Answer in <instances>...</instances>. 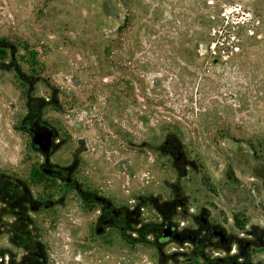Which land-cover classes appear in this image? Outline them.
<instances>
[{"label": "rangeland", "instance_id": "374dc122", "mask_svg": "<svg viewBox=\"0 0 264 264\" xmlns=\"http://www.w3.org/2000/svg\"><path fill=\"white\" fill-rule=\"evenodd\" d=\"M29 112L56 131L52 162L138 209L144 237L97 236L71 195L3 214L0 264H198L158 241L164 215L264 230V0H0V172L44 199L64 183L36 169Z\"/></svg>", "mask_w": 264, "mask_h": 264}, {"label": "flooded vegetation", "instance_id": "af4514ba", "mask_svg": "<svg viewBox=\"0 0 264 264\" xmlns=\"http://www.w3.org/2000/svg\"><path fill=\"white\" fill-rule=\"evenodd\" d=\"M20 126L29 134L33 148L42 155V160L36 167L38 173L64 184L59 186L53 196L44 199L33 198L30 193L25 194L18 190L21 185H18L11 175L0 172V226L5 224L2 221L5 213L14 210L26 212L28 207L30 210L42 206L50 208L57 203L65 202L66 197L72 195L88 205L87 208L94 210L93 229L97 236L119 237L127 245L130 242L135 244L142 242L144 229L140 224L138 209L116 206L107 197L90 192L71 174V168L52 162L56 131L41 114L29 112L21 120ZM49 133H52V142L47 161L44 151L41 150L45 141L34 143L33 136L43 138ZM97 203L99 204L95 205ZM230 216L228 217V214L212 216L208 212L197 219L193 226L178 228L169 220L168 215H164L162 224L158 226L159 231H156L157 239L160 242L167 239L191 242V253L199 261L198 264H264V230L260 229L257 223L248 224L238 220V215ZM26 217L21 215L20 221L14 217L11 225L16 227L23 225V219ZM164 232L167 233L166 237L163 235Z\"/></svg>", "mask_w": 264, "mask_h": 264}, {"label": "water", "instance_id": "95a60500", "mask_svg": "<svg viewBox=\"0 0 264 264\" xmlns=\"http://www.w3.org/2000/svg\"><path fill=\"white\" fill-rule=\"evenodd\" d=\"M43 140L45 141V143H44V147L41 150L44 151V153L46 155V160L48 161L49 160V154H50V151H51L50 144L52 142V133L47 134L43 138H39L37 135L33 136V142L34 143H40ZM163 235H164V237H166L167 233L164 232Z\"/></svg>", "mask_w": 264, "mask_h": 264}]
</instances>
